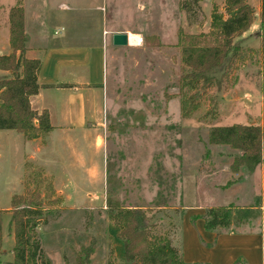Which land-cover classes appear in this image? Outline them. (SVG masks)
I'll return each instance as SVG.
<instances>
[{"label":"rangeland","instance_id":"obj_1","mask_svg":"<svg viewBox=\"0 0 264 264\" xmlns=\"http://www.w3.org/2000/svg\"><path fill=\"white\" fill-rule=\"evenodd\" d=\"M247 1L254 23L234 40L249 49L234 72L236 83L191 98L196 91L180 83V38L210 33L213 13H225L226 0H203L192 12L182 0H0V53L9 49V13L17 5L25 10L33 44L44 20L49 30L84 32L91 42L102 39L104 28L129 35V46L114 47L111 39L107 46L100 124L93 133L76 135L74 150L96 164L95 174L84 175L79 164L70 173L74 150L58 141L57 151L47 155L49 169L27 163L22 178L21 140L1 134L0 264L14 260L15 196H40L44 216L36 232L50 264H123V245L111 221L117 206L138 207L163 226H180L186 207L232 205L233 218L247 214L233 230L264 232V163L252 175L242 169L235 174L230 167L239 153L209 143L212 127L264 124L261 0ZM183 101L187 108L197 106L187 117Z\"/></svg>","mask_w":264,"mask_h":264},{"label":"trees","instance_id":"obj_2","mask_svg":"<svg viewBox=\"0 0 264 264\" xmlns=\"http://www.w3.org/2000/svg\"><path fill=\"white\" fill-rule=\"evenodd\" d=\"M203 0H182V7L189 12L198 9ZM199 10V9H198ZM254 23V10L247 0H226L225 13L215 11L212 16V31L208 34L182 35L180 48L183 72L181 87L196 91L191 98L215 89L218 93L236 83L235 71L238 62L249 52L234 40L246 33ZM9 54H0V71L10 76H0V130H15L27 139H37L52 131L46 111L40 115L31 106V97L39 93L38 74L41 60L27 56L29 35L25 30V12L22 5L12 7L9 13ZM261 50L264 55V0H261ZM196 100V99H195ZM194 100V101H195ZM183 115L189 116L197 106L186 107ZM209 143L229 146L239 153L234 156L231 171L242 169L252 175L264 160V124H235L215 126L209 133ZM39 197L33 199L15 196L12 201L15 223L14 260L7 264H50L46 260L36 228L44 216ZM229 207H215L203 215L205 229L217 235L239 226L247 214L233 218ZM111 221L117 228V237L123 245V264H208L186 263L182 255L181 223L167 226L155 222L154 216L141 208L117 206L111 209ZM246 211V210H245ZM178 214V210L174 211ZM183 216V213H182ZM197 217L193 218L195 221ZM182 221V220H181ZM179 235L177 238V230ZM1 235V221H0ZM2 240L0 237V252ZM233 264H248L239 257Z\"/></svg>","mask_w":264,"mask_h":264},{"label":"crops","instance_id":"obj_3","mask_svg":"<svg viewBox=\"0 0 264 264\" xmlns=\"http://www.w3.org/2000/svg\"><path fill=\"white\" fill-rule=\"evenodd\" d=\"M60 7L63 10L69 9V5L65 2H62ZM26 28L25 22V30ZM50 28L46 20L41 21L34 44L27 33L29 35L27 55L29 58L41 60L38 74L40 89L37 95L31 97V106L39 115L44 111L48 113L53 129L44 136L32 140L15 130H0V139L1 134L10 132L21 140L24 151L21 162L24 169L22 178L27 163L49 169L52 164L47 155H53L57 151L58 141L65 142L68 146L67 150H76L78 145L76 135L95 132L94 129L100 124L102 114L99 100L106 82L107 46L111 35L121 32V30L115 32L104 28L102 39L91 42L84 32H67L63 28L52 31L49 30ZM34 51H38L39 55L29 56ZM10 52L9 45L8 51L0 54ZM75 150L72 152V157L76 161H70L72 163L70 173L73 167H78L79 164L81 168L85 167L82 169L84 175L95 174L96 164L84 156L79 159L78 151ZM215 207L218 206L184 208L188 211L182 218L181 230L184 261L233 264L236 259L243 257L248 264H264L263 231L230 230L217 235L205 229V221L202 217L207 209ZM195 217L197 219L193 221ZM200 239L211 243L213 248L208 250L203 247Z\"/></svg>","mask_w":264,"mask_h":264},{"label":"water","instance_id":"obj_4","mask_svg":"<svg viewBox=\"0 0 264 264\" xmlns=\"http://www.w3.org/2000/svg\"><path fill=\"white\" fill-rule=\"evenodd\" d=\"M112 44L115 47L129 46V35L124 32L113 33L111 36Z\"/></svg>","mask_w":264,"mask_h":264},{"label":"bare ground","instance_id":"obj_5","mask_svg":"<svg viewBox=\"0 0 264 264\" xmlns=\"http://www.w3.org/2000/svg\"><path fill=\"white\" fill-rule=\"evenodd\" d=\"M140 37H141V36H140ZM141 43H142V37H141V41H140L139 45H136V46H140V45H141Z\"/></svg>","mask_w":264,"mask_h":264}]
</instances>
